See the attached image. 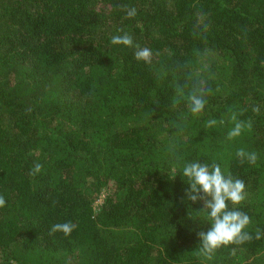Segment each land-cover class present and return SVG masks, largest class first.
<instances>
[{"label": "trees", "instance_id": "trees-1", "mask_svg": "<svg viewBox=\"0 0 264 264\" xmlns=\"http://www.w3.org/2000/svg\"><path fill=\"white\" fill-rule=\"evenodd\" d=\"M124 33L151 64L111 43ZM197 78L193 116L175 95ZM230 109L252 121L233 140ZM192 161L242 179L230 208L264 233V0H0V264H264V236L197 253L211 225L185 196Z\"/></svg>", "mask_w": 264, "mask_h": 264}, {"label": "clouds", "instance_id": "clouds-1", "mask_svg": "<svg viewBox=\"0 0 264 264\" xmlns=\"http://www.w3.org/2000/svg\"><path fill=\"white\" fill-rule=\"evenodd\" d=\"M128 18L135 17L136 9L125 8ZM113 45H123L135 48V59L151 64L153 61V52L148 47H141L134 44L133 37L128 33L123 35H114L111 39ZM158 55V54H157ZM201 56L207 60L209 53H201ZM211 92L207 79L197 78L194 80L190 90L185 92L181 86H177L175 102L186 100L189 112L193 116L201 115L207 104V97ZM231 115L229 120L232 124L231 129L227 133V139L233 140L242 135L245 130H251V120L238 119V113L229 110ZM254 112H258V108H253ZM242 114V113H240ZM224 119H208L205 123L206 128H215L223 126ZM241 163L247 161L249 164L255 165L258 160V154L254 151L249 152L240 148L235 153ZM43 165L35 163L29 171V175L36 176L41 173ZM182 175L186 179L189 188L185 192L187 200L195 203L202 201L203 211L206 213L207 220L211 225L207 231H199L197 237L199 244L196 251L206 260H211L215 252L221 247L229 245H240L250 242L253 238L259 240L264 233L259 229L255 231V237L246 231L251 223L250 216L238 210V207L246 200L245 183L242 179L234 178L231 173H225L218 163H200L192 161L184 163L182 166ZM6 204L5 198L0 195V208ZM76 225L72 222L57 223L51 226L50 234L60 232L65 236L70 235Z\"/></svg>", "mask_w": 264, "mask_h": 264}, {"label": "rangeland", "instance_id": "rangeland-1", "mask_svg": "<svg viewBox=\"0 0 264 264\" xmlns=\"http://www.w3.org/2000/svg\"><path fill=\"white\" fill-rule=\"evenodd\" d=\"M104 196H105V194L103 193L102 196L100 197L99 201L96 203L95 209L97 208L96 206H98V205H100L102 203V200H103Z\"/></svg>", "mask_w": 264, "mask_h": 264}]
</instances>
